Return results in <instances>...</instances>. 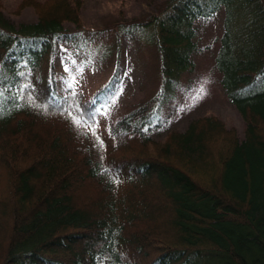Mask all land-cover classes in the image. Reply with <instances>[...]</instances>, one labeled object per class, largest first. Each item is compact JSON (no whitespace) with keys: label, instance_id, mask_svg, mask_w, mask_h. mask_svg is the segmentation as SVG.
Returning a JSON list of instances; mask_svg holds the SVG:
<instances>
[{"label":"trees","instance_id":"trees-1","mask_svg":"<svg viewBox=\"0 0 264 264\" xmlns=\"http://www.w3.org/2000/svg\"><path fill=\"white\" fill-rule=\"evenodd\" d=\"M1 8L0 264H264V0L121 14L106 30L154 48L161 83L107 136L96 127L111 82L88 100L57 85V43L91 35L82 1L22 0L13 14L36 21L17 26ZM218 13L214 65L243 138L211 117L162 144L142 138L193 67L195 26Z\"/></svg>","mask_w":264,"mask_h":264},{"label":"rangeland","instance_id":"rangeland-1","mask_svg":"<svg viewBox=\"0 0 264 264\" xmlns=\"http://www.w3.org/2000/svg\"><path fill=\"white\" fill-rule=\"evenodd\" d=\"M21 1L0 0L3 17L15 26L36 21L31 8L24 9L19 16L13 14ZM81 1L82 24L91 35L86 42L57 43L54 56L57 85L61 93L66 90L81 93L88 100L111 82L101 99L96 127L107 136L109 124L149 101L158 92L161 80L154 48L126 36H121L120 41L118 36L117 43L114 31L106 29L118 23L121 14L125 20L139 18L154 13L165 0ZM222 23V14L218 13L195 26L197 51L192 56L193 67L183 74L174 95L160 106L153 122L141 128L142 138L162 144L168 134L183 133L192 122L205 117L216 118L227 130H235L239 140L243 138L245 124L225 97L214 65ZM65 28L74 27L68 23ZM201 85L202 98L193 99Z\"/></svg>","mask_w":264,"mask_h":264},{"label":"snow or ice","instance_id":"snow-or-ice-1","mask_svg":"<svg viewBox=\"0 0 264 264\" xmlns=\"http://www.w3.org/2000/svg\"><path fill=\"white\" fill-rule=\"evenodd\" d=\"M66 70H67V69H66ZM70 86H71V85H69V87H70ZM203 94H204V87H203V85H201L200 88L196 91L195 96L193 97V99L198 100V99L202 98ZM74 123H75L77 126H79L80 121H74Z\"/></svg>","mask_w":264,"mask_h":264}]
</instances>
